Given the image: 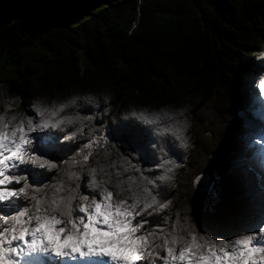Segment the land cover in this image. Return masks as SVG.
I'll list each match as a JSON object with an SVG mask.
<instances>
[{"label":"trees","instance_id":"1","mask_svg":"<svg viewBox=\"0 0 264 264\" xmlns=\"http://www.w3.org/2000/svg\"><path fill=\"white\" fill-rule=\"evenodd\" d=\"M126 9L136 10L135 25L122 18ZM260 49L264 0H0V77L19 97L12 113L85 95L106 106L105 126L132 110H182L188 147L164 148L178 167L157 190L173 202V213L201 199L195 176L208 180L225 207L258 199L255 163L242 151L255 125L242 106L239 72L259 64ZM85 142H67L74 145L67 157ZM113 160L119 167L114 155L94 162L99 169ZM132 162L151 170L145 175L160 171ZM78 182L80 193L90 194L87 171ZM164 215L146 217V227Z\"/></svg>","mask_w":264,"mask_h":264},{"label":"snow or ice","instance_id":"2","mask_svg":"<svg viewBox=\"0 0 264 264\" xmlns=\"http://www.w3.org/2000/svg\"><path fill=\"white\" fill-rule=\"evenodd\" d=\"M255 60L239 80L255 125L246 147L260 168L258 199L228 207L201 176L193 209L173 213V202L159 199L178 167L164 148L188 147L182 110H132L105 126L106 106L85 95L0 113V264H264V49ZM81 137L67 157V142ZM113 155L119 167L97 169ZM137 158L160 171L145 175ZM84 171L90 194L79 191ZM162 212L163 223L146 227Z\"/></svg>","mask_w":264,"mask_h":264},{"label":"rangeland","instance_id":"3","mask_svg":"<svg viewBox=\"0 0 264 264\" xmlns=\"http://www.w3.org/2000/svg\"><path fill=\"white\" fill-rule=\"evenodd\" d=\"M137 6H139V3H137ZM136 15H137L136 10L134 11L132 9H126V10L123 11L122 18L130 20V22L135 25V23H136L135 16ZM86 17H87V20L90 23V25H92L93 24V18H91V16H86ZM27 54H28V52H26V55ZM0 87L1 88H8L13 93V96L15 98L14 100L16 102V106L6 107L4 104H2V102H1L2 101V97L0 95V113H5L6 112V113L11 114L14 110L18 109V107H19V104H18L19 97L15 93L14 89L12 87H10L1 77H0ZM241 93H243V95H244L243 96L242 106H244V108L247 110V112H248L247 115L250 117V114H249V111H248V108H247V100H246V96H245V93L243 91V88H242V92ZM253 132L254 131H251L250 133L245 134V136L243 137L244 138V142L242 143L243 156H244V152H245L247 154V156H248V159H250V160H252V158H251V150L246 147V144H247L248 140L255 139V137L252 135ZM244 147H245L246 150H244ZM246 154H245V156H246ZM245 156H244V159L246 158ZM254 163H255L254 170H251V171L255 174V179H256L255 181L257 182V185L259 186V183H260V168H259V165L256 162H254ZM202 183L206 184L208 186V188L211 190V184L208 182V180L202 179Z\"/></svg>","mask_w":264,"mask_h":264},{"label":"bare ground","instance_id":"4","mask_svg":"<svg viewBox=\"0 0 264 264\" xmlns=\"http://www.w3.org/2000/svg\"><path fill=\"white\" fill-rule=\"evenodd\" d=\"M0 95L2 97V104L6 107L16 106L15 98L13 93L8 88H1L0 87Z\"/></svg>","mask_w":264,"mask_h":264}]
</instances>
